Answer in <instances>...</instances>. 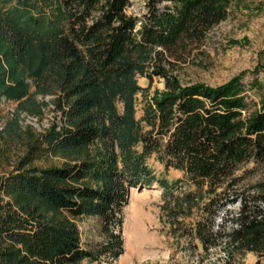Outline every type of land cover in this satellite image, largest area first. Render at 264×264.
<instances>
[{
  "label": "trees",
  "instance_id": "obj_1",
  "mask_svg": "<svg viewBox=\"0 0 264 264\" xmlns=\"http://www.w3.org/2000/svg\"><path fill=\"white\" fill-rule=\"evenodd\" d=\"M128 5L0 0V101L16 104L4 130L11 139L20 113L53 111L0 176V264L117 259L128 190L153 183L168 235L229 256L253 252L264 264V91L252 110L247 96L264 84H245L242 72L181 86L163 66L225 21L230 0H144L141 16L127 15ZM153 75L164 88L148 93L137 79ZM58 155V166L29 165ZM151 156L180 177L156 175ZM91 216L102 239L85 247L75 221Z\"/></svg>",
  "mask_w": 264,
  "mask_h": 264
},
{
  "label": "rangeland",
  "instance_id": "obj_2",
  "mask_svg": "<svg viewBox=\"0 0 264 264\" xmlns=\"http://www.w3.org/2000/svg\"><path fill=\"white\" fill-rule=\"evenodd\" d=\"M144 0H129L127 15L141 16L145 13ZM207 34L206 39L175 55H166L163 64L181 86L202 83L217 86L230 78L243 73L241 81L245 84L258 80L264 84V0H230L229 13ZM262 66L263 68H258ZM138 84L148 88V93L164 88L163 80L153 75L151 79L138 77ZM260 85V86H261ZM264 88H248L247 96L250 110L258 107V100ZM50 97H45L48 100ZM12 101H0V176L12 169L15 161L25 152L28 133H38L52 121V106L44 107L40 114L26 112L17 117L20 131L11 139L5 127L15 112ZM141 114V104L136 107V115ZM61 156H43L29 165L58 166L64 162ZM156 175L169 179L180 177L172 168L151 156L148 160ZM238 170V173L246 167ZM260 172L253 176L258 177ZM128 202L123 207L121 238L123 251L111 262L100 264H253L257 255L253 252H235L228 255L220 246L204 250L198 241L175 238L168 235L167 228L160 219L161 190L157 183L149 187L129 188ZM238 203L226 207L228 213L238 209ZM227 213V214H228ZM80 240L85 247L102 239L97 217L76 219Z\"/></svg>",
  "mask_w": 264,
  "mask_h": 264
},
{
  "label": "water",
  "instance_id": "obj_3",
  "mask_svg": "<svg viewBox=\"0 0 264 264\" xmlns=\"http://www.w3.org/2000/svg\"><path fill=\"white\" fill-rule=\"evenodd\" d=\"M138 189H141L142 188V186H139V187H137Z\"/></svg>",
  "mask_w": 264,
  "mask_h": 264
}]
</instances>
